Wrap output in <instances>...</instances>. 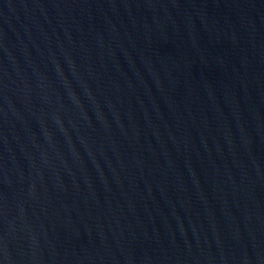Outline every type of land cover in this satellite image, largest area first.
Instances as JSON below:
<instances>
[{
    "label": "water",
    "instance_id": "1",
    "mask_svg": "<svg viewBox=\"0 0 264 264\" xmlns=\"http://www.w3.org/2000/svg\"><path fill=\"white\" fill-rule=\"evenodd\" d=\"M0 264H264V0H0Z\"/></svg>",
    "mask_w": 264,
    "mask_h": 264
}]
</instances>
